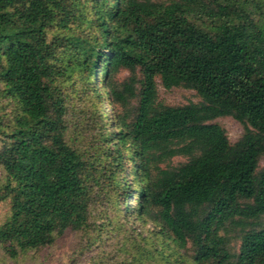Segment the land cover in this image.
<instances>
[{
    "label": "trees",
    "instance_id": "1",
    "mask_svg": "<svg viewBox=\"0 0 264 264\" xmlns=\"http://www.w3.org/2000/svg\"><path fill=\"white\" fill-rule=\"evenodd\" d=\"M158 78L201 101L159 103ZM224 116L245 127L234 144ZM262 156L264 0H0L5 260L92 231V206L128 174L138 203L118 212L158 228L133 264H264Z\"/></svg>",
    "mask_w": 264,
    "mask_h": 264
},
{
    "label": "rangeland",
    "instance_id": "2",
    "mask_svg": "<svg viewBox=\"0 0 264 264\" xmlns=\"http://www.w3.org/2000/svg\"><path fill=\"white\" fill-rule=\"evenodd\" d=\"M129 75L130 72L124 70L115 78V81L121 84ZM102 78L103 76L99 71L94 81L97 88L101 89ZM157 81L158 102L161 104L178 106L201 101V97L194 89L184 86L167 89L162 85L159 78ZM69 89L74 90V84ZM100 95L104 97L103 113L107 114V120L112 121L113 109L107 102V94L101 90ZM73 99L76 100L75 105H78L77 92L74 93ZM135 104L136 100L131 99L127 107L131 108ZM114 109L117 113H122L125 110L121 104H115ZM74 121L76 122V120ZM212 122L225 129L231 144L236 143L245 131L244 125L232 116L219 117ZM186 160V157L178 156L167 164L175 166ZM124 163V170H127L129 164L127 161H124ZM130 165H133V163ZM263 169L264 156L259 160L258 171ZM125 186L130 188L124 189ZM134 188L132 178L125 174L121 178L119 187L111 191L108 198L98 197V200L92 206V222L95 223L92 231L68 230L57 237L51 246L31 250L15 260H5L4 252L0 248V264H133L136 258L146 250L142 234L152 235L155 231H158L155 223L149 217H139L135 213L131 217H126L125 214L118 212V207L122 208L127 201L137 206L139 195ZM125 193H128V196L125 197ZM133 198L134 202L132 201ZM7 210L8 205L0 203V223L4 220ZM227 227L229 236L233 239L232 245L238 249L241 244L242 227L236 222L229 224ZM125 244L131 248V252L128 253L121 249Z\"/></svg>",
    "mask_w": 264,
    "mask_h": 264
}]
</instances>
